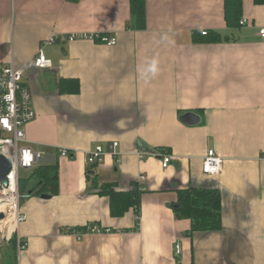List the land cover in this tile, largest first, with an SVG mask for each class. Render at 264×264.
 <instances>
[{"label": "crops", "instance_id": "obj_1", "mask_svg": "<svg viewBox=\"0 0 264 264\" xmlns=\"http://www.w3.org/2000/svg\"><path fill=\"white\" fill-rule=\"evenodd\" d=\"M224 2L145 0L136 29L129 0H0V63L22 69L35 112L27 144L43 154L39 165L57 166L55 194L20 201L26 221L16 234L26 246L16 264H176V242L180 264H264V5L241 0L248 25L228 27ZM202 31L227 40L201 41ZM82 33L117 44L46 45L50 67L33 66L51 35ZM186 114L197 123H183ZM113 142L115 155L86 165L87 152ZM208 150L223 159L217 176L201 173ZM158 153L172 155L167 168ZM131 182L143 191L137 231L132 209L112 217L99 194ZM189 187L219 191L218 230L193 232L175 217L177 192ZM87 224L111 232L80 242L65 234Z\"/></svg>", "mask_w": 264, "mask_h": 264}, {"label": "built area", "instance_id": "obj_2", "mask_svg": "<svg viewBox=\"0 0 264 264\" xmlns=\"http://www.w3.org/2000/svg\"><path fill=\"white\" fill-rule=\"evenodd\" d=\"M248 20L242 19L239 21V26H247ZM207 32H200L201 36H206ZM258 35L264 41V27L260 28ZM74 41H91L97 42L106 47H114L117 44L115 36L105 33H82V34H67V35H51L49 38L41 42L36 55L33 58V66L36 69H46L50 67L51 63L48 60L42 48L46 45L55 43H68ZM35 119V112L32 105V98L28 87L23 80V71L16 68L13 64L0 63V156L8 160L10 171L6 176L7 184H0V203L12 205V222L15 225L13 231L8 234L6 229H1V222L7 217L5 208L0 212L3 218L0 220V244L3 240L9 241L12 234L16 235V248L20 252L25 249V242L16 234L18 225L26 221V215L19 209L20 201L25 198L20 195L18 191V172L19 170L32 171L42 159L43 154L37 150L32 149L27 144L25 135L26 126ZM117 142L105 147L97 145L94 149L87 152L86 165L95 166L103 161L106 154L115 155ZM60 158H72V154L65 148L57 150ZM161 161V167L167 168L171 163L173 157L170 154H155ZM140 158L144 154H139ZM223 167V159L217 155L213 150H208L203 158L201 165V173L205 176H217ZM8 189H11V197L4 194ZM9 209V208H8ZM139 229V225H138ZM108 228L102 229L93 224H87L83 228H68L65 234L75 241L80 242L87 236L103 235L110 233ZM182 254V246L176 242L173 246V259L176 264Z\"/></svg>", "mask_w": 264, "mask_h": 264}, {"label": "trees", "instance_id": "obj_3", "mask_svg": "<svg viewBox=\"0 0 264 264\" xmlns=\"http://www.w3.org/2000/svg\"><path fill=\"white\" fill-rule=\"evenodd\" d=\"M130 16L133 27L142 29L145 23V0H129ZM255 5H264V0H253ZM224 17L228 27L239 26L241 19V0H225ZM201 36V35H200ZM208 43H218L227 38H222L217 33L207 32L206 36L199 39ZM73 83L70 92L77 93L79 90L78 82ZM62 87V83L60 85ZM68 91V90H67ZM29 178L31 187L26 188V181H18V191L20 195H26L31 191V195H39L49 191L50 194L57 192V166L39 165L33 169ZM89 173V172H88ZM28 181V180H27ZM36 182V183H34ZM33 185H32V184ZM99 194L107 196L109 200V211L112 217H122L127 211L133 210L135 214V228L138 230L140 221L139 205L142 190L136 182H131L128 190H115L114 183L102 184L99 187ZM174 214L177 219H189L192 223L191 231L206 232L216 231L221 226V195L217 189L189 187L177 192V202L174 206ZM16 235L12 234L9 239V247L16 254ZM9 249V250H10ZM16 264V258H14Z\"/></svg>", "mask_w": 264, "mask_h": 264}, {"label": "rangeland", "instance_id": "obj_4", "mask_svg": "<svg viewBox=\"0 0 264 264\" xmlns=\"http://www.w3.org/2000/svg\"><path fill=\"white\" fill-rule=\"evenodd\" d=\"M31 174H32L31 171H24V170L20 169L18 172V177L20 180H25L26 185H30V183H28V182H29V178H30ZM34 183H36V182H34ZM9 249H10L9 241L6 242L5 240H3L0 244V264H15L14 258H16V262H17V256H18L17 251H16V254L14 256L13 250H11V249L9 250Z\"/></svg>", "mask_w": 264, "mask_h": 264}, {"label": "water", "instance_id": "obj_5", "mask_svg": "<svg viewBox=\"0 0 264 264\" xmlns=\"http://www.w3.org/2000/svg\"><path fill=\"white\" fill-rule=\"evenodd\" d=\"M195 116L192 114H186L181 118V121L185 124H195L197 122H195ZM10 171V165L7 159H5L3 156H0V184L2 185H6L7 184V179L6 176L8 175ZM31 195V191H29L26 195H24L25 197L30 196ZM42 199H47L48 196L46 195H42L41 196ZM3 218V215L0 214V220Z\"/></svg>", "mask_w": 264, "mask_h": 264}, {"label": "bare ground", "instance_id": "obj_6", "mask_svg": "<svg viewBox=\"0 0 264 264\" xmlns=\"http://www.w3.org/2000/svg\"><path fill=\"white\" fill-rule=\"evenodd\" d=\"M11 191H12L11 189H8L4 193L8 197V199H10V197H11ZM4 208H5V214L7 215V217L4 221L1 222V224H2L1 229H6L7 233L10 234L13 231V229L15 228V225L12 222L13 207H12V205H6V204L0 203V212H3L2 209H4Z\"/></svg>", "mask_w": 264, "mask_h": 264}]
</instances>
